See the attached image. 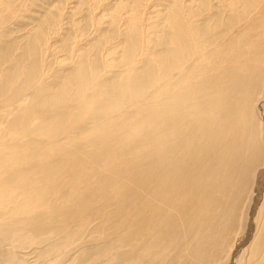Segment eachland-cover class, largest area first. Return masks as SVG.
Listing matches in <instances>:
<instances>
[{
    "label": "bare ground",
    "instance_id": "obj_1",
    "mask_svg": "<svg viewBox=\"0 0 264 264\" xmlns=\"http://www.w3.org/2000/svg\"><path fill=\"white\" fill-rule=\"evenodd\" d=\"M17 3L0 0V264H264V163L246 192L264 0L114 1L56 70L64 9L20 44L1 31Z\"/></svg>",
    "mask_w": 264,
    "mask_h": 264
},
{
    "label": "rangeland",
    "instance_id": "obj_2",
    "mask_svg": "<svg viewBox=\"0 0 264 264\" xmlns=\"http://www.w3.org/2000/svg\"><path fill=\"white\" fill-rule=\"evenodd\" d=\"M78 1L80 3H77ZM81 1L84 3V5H81L82 3ZM114 1L117 2L119 0H18V2H20L16 4L17 9H19L18 13H16L13 17L8 18L5 25H3L4 28H1L2 32H3V29H5L6 31V34L4 35L3 38L6 41L20 40L18 42L21 44L25 40L23 37L26 36V33H28L29 31H32L30 29L36 26V23L38 22L39 18H41L43 14H45L46 12H50V11L58 12L59 9L61 8H62L61 10L64 9L63 10L64 16L62 15V21H61L62 27H61V30L59 29L60 33L54 36V38L50 37V39L52 38L51 42L54 44V47L50 51V55L48 56V59L50 60V63L48 65L52 68V70L62 69L64 67L63 66L64 63L62 59H64L65 57H69V54L67 53V49L65 50L62 47L65 43V41H63V37L67 36L68 32L71 34L76 32L75 35L78 36L77 38H80L79 46L87 47V45L85 44L86 42L95 41V39L99 37V35L97 36V30L95 31L94 29V23L88 20L89 16L93 15L94 12H95L94 15H97L98 17L100 16L101 13L102 15L105 14V16L103 17L104 21L101 23V26L102 28H105V29L110 28V25H109L110 16L109 15H110V12H112L111 10L113 7L111 5H112V2ZM78 5H81V6L78 7ZM161 6L162 5H159V7ZM73 7H76V8H73ZM59 61H61L60 64H59ZM58 66H62V67H58ZM50 72L52 73V71ZM257 162L258 164L257 166L254 167V170H253L254 175H252V178L250 179V182L246 190L247 194H249V190H251V185H253V182L255 184V180L258 177H261V179L263 177V175L261 176L258 175L257 169L259 168L261 164L263 165L264 163V152H263L262 157ZM244 204H245V207H243V210H242L243 219H245L244 215L246 211L249 212V209H250L249 204H251V201L249 200L248 202H245ZM245 216L247 217L248 215L246 214ZM242 218H241V222L242 223L244 222V223H243V226L241 222L239 224L241 225V227H239L240 235L245 234V230L247 229V221H248V218H246L245 220H243ZM239 260H241L240 257H239Z\"/></svg>",
    "mask_w": 264,
    "mask_h": 264
}]
</instances>
